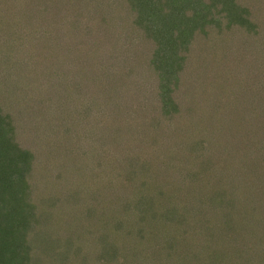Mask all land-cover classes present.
<instances>
[{
	"label": "trees",
	"instance_id": "1",
	"mask_svg": "<svg viewBox=\"0 0 264 264\" xmlns=\"http://www.w3.org/2000/svg\"><path fill=\"white\" fill-rule=\"evenodd\" d=\"M193 1L0 0V97L6 99H0V264H43L38 260L45 259L46 254L57 259L63 253L71 257L67 256L70 264H94L91 260L100 261L99 264H136L139 256L145 257L143 264H190L193 252L187 248L195 245L197 237L208 238L203 236L206 232L212 238L198 250L201 257L206 254L202 262L195 255L198 264H264V164L260 165L264 142L252 138L257 143L250 140L248 144L253 145L250 153L241 155L244 147L231 139L242 124L252 125L250 118L260 115L261 111L255 108L263 99L256 87L264 86V79L259 86L249 83L246 87L244 78L229 82L220 77L225 71L213 61L217 35L207 42L211 34L207 29L220 20L210 14L205 0ZM115 5L123 7L118 14ZM228 6L221 5L226 13L222 22L227 20L228 24L241 26L243 16L232 14ZM92 12L101 23L88 20V28L107 24L106 29L113 32L108 42L103 40L94 45V41L86 40L92 50L87 57L95 66L90 69L93 75L77 83L86 87L81 85L80 90L76 88L69 93L71 100L64 102L65 107L53 100L43 102L41 89L35 98L36 85L44 82L36 79L45 73H71L76 79L73 71L78 60L72 61V50L67 47L74 49L77 42L85 41V32L76 31V18L92 17ZM56 19H63V26L55 28L60 24ZM201 46L206 47L204 51ZM203 52L210 53L206 60ZM195 54L200 69L198 76H193L195 82L187 85L190 90L185 91L180 88L182 71L187 57L194 59ZM54 57L65 64L49 68L48 59ZM100 57H106V69L115 63L119 69L102 79L105 63ZM236 57L228 58L230 65L236 63ZM110 59L112 63H107ZM67 60L72 61L70 67L66 66ZM204 61L210 62L203 66ZM130 76L132 83L141 82L139 87L143 85L149 92L138 88L128 101L121 90L123 86L127 88ZM236 76L240 77L239 73ZM92 77L97 80L95 86ZM71 84L62 78L48 81L43 88L50 89L48 97L53 99L56 93L60 94L56 85L67 90ZM191 89H195L193 95L199 96L183 102L177 99L179 94H190ZM95 93L103 101L93 100ZM228 95L239 96V100ZM134 97L137 103L132 101ZM242 97L244 100H240ZM58 104L60 108L56 107ZM29 112L33 113L32 123L26 122ZM83 122L101 125L102 131L97 139L96 135L87 134L83 141L88 144L87 149L84 144L76 154H66L72 157L69 162L74 156L88 160H73L74 170L79 172H71V178L83 173L84 180L92 181L94 174V178H100V173H105L101 167L94 170L90 165L96 155V141L112 130L111 138L117 140L116 144L140 148L137 154L142 166L146 165L140 169L154 177L153 171L156 172L160 180L158 189H142V194L132 195L127 192L120 203L117 201L120 195H115L114 203L99 208L94 199L97 189L91 188L90 182L82 181L79 187L91 189L89 197L82 198L90 200L78 204H68L64 198L60 203L56 201L51 189L59 190L62 183L55 179L36 189L43 181L42 175L33 171L35 156L27 146L22 147L19 138L35 132L34 135L46 140L47 146L60 139H67L72 145L73 131L76 126H83ZM233 122H240L238 128L233 127ZM259 126L264 127L263 122ZM135 128L137 134L131 133ZM148 145L154 146L148 151L152 155L143 160ZM60 175L59 172L56 176ZM107 177L99 179V184ZM107 181L105 185L110 187L124 186L119 181ZM80 195L77 191L76 196ZM93 201L96 208L94 204L91 206ZM37 202L45 204V209L40 210V220L30 221L37 215ZM55 209L63 214V219L58 215L56 220ZM68 209L74 214L72 217H81L77 224L67 221L72 215ZM113 209L115 212H110ZM49 210L52 219L46 222ZM215 228L220 235H213ZM112 231L132 235L141 246L139 252L117 247ZM158 238L162 242L156 245ZM214 249L219 251L212 256ZM124 252L128 254L124 256Z\"/></svg>",
	"mask_w": 264,
	"mask_h": 264
},
{
	"label": "rangeland",
	"instance_id": "2",
	"mask_svg": "<svg viewBox=\"0 0 264 264\" xmlns=\"http://www.w3.org/2000/svg\"><path fill=\"white\" fill-rule=\"evenodd\" d=\"M119 1L120 0H117V2H119ZM190 2L195 3L193 0H190ZM204 3H206L210 6L209 7L210 14L215 15L217 17L216 20H220V22L217 23L216 25L212 23L210 28L207 29V30L211 31V32L209 31L211 34H209V36H207V42L210 41V39L213 37V35H215L214 39L217 35V37L214 41L215 46L213 45L214 46L213 49H214V52H216V55L215 54H212V55H215L213 61L215 62L216 67L220 68V69L222 67V69H224V71H225V72H222L220 74V77L225 79V80L229 79V82L234 81V80L242 81V78H244L246 80V85H245L246 87H249V83H251L254 86L255 85L259 86L260 83H262V80L264 79V0H213V1L211 0V3L209 0H205ZM216 3H218V4H216ZM230 3H231V5H230ZM82 4H85V3H82ZM228 4H229L228 7H230V10H232L231 11L232 14H235L237 12L236 13L237 16H243L241 26H237L236 25L237 23L228 24L227 20H224V22H222L223 21L222 18L224 17V15L226 13H225V11L221 10L222 9L221 5H228ZM114 8L116 9V11H115L116 14H118L120 12V10L123 9V7L118 8L117 5H115ZM240 8H241V11H237ZM220 10H221V12H220ZM92 13H94V12H92ZM111 17H113V15H111ZM76 19H77V23L75 24V25H77L76 31L77 32L80 31V33L85 32V35H86L85 41L83 43L77 42L75 44L76 47L74 46V49H72L71 47H67L68 49L72 50V61L75 62L78 60L77 64L74 66V71H73L74 74L76 75V79L74 77H72L73 75L71 73H68L66 75H62V74L58 75V74L52 73V72L45 73V74L43 73L44 75L37 77L36 81H44V82H40L36 85L38 87V89L35 88L33 91V94H34L35 98H38V93L41 89V92H43V93H40L39 95H40V98L43 102H50L53 100L56 103H60V104L63 103V105H64L65 101H68V99L71 100V97H69V93H71L72 91L75 92L76 88H78V90H80L81 85H82V87H86V85H84V84L79 85L77 83H82L83 80H86V79H88V77L90 75H93V71L90 69H94V67H95V66H92V65H94V63L90 64L92 59H89L90 57L89 58L87 57L88 54L91 55V51H92L86 45V43L88 42V41H86L87 38L90 41H92V43L94 41V45H97L100 42H102L103 40L108 42L110 40V38L112 37L111 33L113 31L106 29L107 24H103L101 26H96V27H89V28L87 27L88 20H94V21L97 20L98 21V16H96V13H94V15L92 17H90V15H89V17H88V15L87 16L82 15ZM56 21L59 22L60 24L56 25L55 28H57L59 26H63V23H62V21H64L63 19H56ZM66 22L68 24V21H66ZM99 23H101V22H99ZM249 25H251V26H249ZM77 27H80V29ZM65 28H67V26H65ZM68 30H70V29H68ZM62 31H63V28H62ZM64 31H66V30H64ZM99 34L102 37H100ZM84 45H85V47H83ZM113 45H116V43H114ZM77 46L79 47V49L77 48ZM80 48H81V50H80ZM205 48L206 47L201 46V51H204ZM210 49H211V47H210ZM205 52H209V51L206 50ZM217 54L223 55V57L217 56ZM209 55H210V53L205 54L203 52V57H205V60L209 57ZM235 56H237L236 57V63L230 65L231 63L228 62V58H232V57L235 58ZM86 58H88V59H86ZM100 58H102L101 61H103L104 63L106 62L105 61L106 57H100ZM210 58H211V56H210ZM96 60H100V59H96ZM72 61L67 60L68 63H66V66L70 67L71 64H69V63ZM186 62H187V64L185 65L184 71H182L183 75L181 74L182 76H181V87L180 88H183L185 91H189L190 87L188 89L187 85L189 83H191L192 81H193V83L195 82L193 79V76L194 75L198 76L200 65H199L198 56H196V54L194 55V59L187 57ZM208 62H210V61H204L203 66L207 65ZM107 63H112V59L107 60ZM63 64H65L64 61L58 60L55 57L48 59L49 68H51V67L61 68V65H63ZM116 64H118V63H115L114 65H109L113 69L112 68L106 69L105 68L106 63L104 64V71L102 74V76H103L102 79L106 78L109 74H111V73L115 72L117 69H119V67ZM100 66H101V64H100ZM189 66H190V68H189ZM191 68H193V70ZM221 71H223V70H221ZM238 73H239L240 77L236 76V74H238ZM95 74L96 73H94V75ZM70 77H72V79ZM62 78H65V80L66 79L69 80L72 83L71 84L72 86H70V88L66 90L64 86H61V85L57 86L56 85L57 88L58 87L60 88V89H58V92H60V94L56 93L55 97L53 99H50L48 97V93L50 92V89H48L47 87L45 89V88H43V86L45 87L48 84V81L52 82V80H55V79L61 80ZM131 78L132 77L130 76L128 78V81L126 82L127 88H125L123 86V90H121V93H123L124 97L126 99L128 97V101L131 98V96L133 97V95L131 93H134V94L137 93L136 89H138V88H141V90L147 89V88L143 87V85L139 87V84L141 82L139 84L137 82L132 83ZM231 79H233V80H231ZM61 82L62 81H60V83ZM91 82H92L93 86H95L97 83V80L94 81V79L92 77ZM256 88H258V95L261 94L260 98L263 99V101L261 102L262 104H259L255 108L257 111H261L260 115L256 114L255 118H254V116H252L250 118L252 125H249V123H247V121L245 120L247 125L242 124V126L238 130H236V132L234 134V138H231L233 140H236L237 144L239 143V145L244 147L245 150L243 152H240L241 155L245 154L247 151L250 153L253 145L250 146L248 143L250 140H255L252 138H256L257 141L264 142V127L259 126L262 122H263V126H264V114H262V110H264V86L256 87ZM194 90L195 89H191L190 94H186V95L179 94L180 96L178 95L179 97L177 96L178 97L177 99L179 101L183 102L182 101L183 99L191 100V97L192 98L198 97L199 95L198 96L193 95ZM82 91H83V88H82ZM147 91L149 92V89H147ZM96 92H99V91L96 90ZM98 94L95 93V98L93 100H95L97 102L103 101V100H101V97L97 98ZM149 95H150V93H149ZM228 96L231 98H234L235 100H239V96H234V95H228ZM0 99L6 100L5 98H2V97H0ZM134 99H135V97H134ZM134 99H132V101L136 102V99L135 100ZM36 100L39 101V99H36ZM240 100H244V98L242 97V98H240ZM8 103H9V101H8ZM121 103L122 104L124 103L123 100H121ZM10 104H12V101ZM60 104L56 105V107L60 108L61 107ZM88 104L92 105L91 103H88ZM129 104H130V102H129ZM68 106H70L69 102H67V104H66V107H68ZM64 107H65V105H64ZM90 109L92 110L91 107H90ZM141 112L143 113V111H141ZM32 114L33 113H31V112L28 113V119L26 120V122L30 121V123H32V119H33ZM145 115L148 117V113L145 112ZM248 117H250V116L248 115ZM250 119H248V120H250ZM152 122H154V121H152ZM30 123H28V124H30ZM239 123L240 122H233V127L236 126L238 128ZM118 125L120 126V124H118ZM103 129L105 131H107L104 127H103ZM136 130H137L136 128L133 129V131L131 133L137 134ZM100 131H102L101 125L92 126V124L89 122L88 123L83 122V126H81V127L76 126V129L73 131L75 137L71 138V141H73V143H74L72 145L70 144L71 146L69 145V142L67 139L66 140H62V139L56 140V141H54V143L52 141L49 144V146H47L46 140L44 138L40 139L39 135L38 136L34 135L35 132L27 133L23 137L19 138V142L22 141L21 142L22 147L26 148V146H27V148L29 150H31L35 156V161H34V165L32 168L33 171H36L38 176L42 175L43 181L41 184L40 183L37 184L39 187H37L36 189H40V186H44L46 181L50 182L51 180L55 179V181L57 180L58 182L62 183V185H61L62 187L59 188V190L51 189L54 191L52 193V196L56 197V199H57L56 201L58 203H60L62 201V199L64 198V202H66L68 204H71V203L72 204L73 203L78 204V203H81L83 201H86V200L89 201L90 200V199H82V198L85 195L86 196L90 195V193L92 192V191H90L91 189H79V187L82 184V181L84 183L90 182L91 188L93 187V188L97 189L96 193L94 194V199H95V202L99 203V205L97 206L98 208L103 206V204L106 205L108 203H110V204L114 203L115 195H120V198L116 197L117 201H119V203H120V202H124V197L127 196V192L130 193L129 195H132L133 192H135L136 194H142L143 193L142 189H158V187H159L158 184H159L160 180L157 177L156 172L153 171V173L156 177L155 178L152 174L147 175L148 171L140 169L141 167L146 166L145 164L142 166V164H141L142 160L139 159L141 156H140V154H137L138 152H140V148L135 146V145H132V144H130V148L127 147L128 145L124 146L125 145L124 143L116 144L117 140L111 138V134L113 133L112 130H110V132L107 131L108 134L106 133L107 134L106 137L101 139V141L98 139L99 143H98V140L96 141V146H97L96 155H95V158L92 159L93 161H91V165H90V167H94V170H96L98 167H101L100 170H104L105 173H103V172L100 173V175H99L100 178L99 177L94 178L95 177V174H94L92 177V181L84 180L82 177L83 173H81L80 176H78V178H71V176H70L71 172L76 173V174L79 172L77 170H74L75 169V163H73V160H75L77 158H78L77 160H79L80 162H88V160L84 161L83 158L74 156L73 157L74 159L72 160V162H69V159L72 158V157L70 158V156L76 154V151H79V149H81V147L84 144H85L86 149L88 148V146H87L88 144L83 143V141H84L85 137H87L88 133H90V135H96L95 139H97V134L100 133ZM141 132L146 133V131H141ZM255 132H257V133H255ZM254 135H256V137H254ZM78 139H80L79 142H78ZM126 140L129 141V139H126ZM257 141L255 140L254 143L256 144ZM129 143L130 142H128L127 144H129ZM153 148H154V146L152 147V145L147 146V153L143 152V154H144V157L142 158L143 160L151 158L152 153H149V152H151L150 149H153ZM117 150H118V152H116ZM66 154L70 155L69 158L67 157ZM127 160L129 161L128 162L129 167L126 166ZM263 164H264V156H262L260 158V165H263ZM59 172L61 173V175L59 177H57L56 175ZM127 173H130V176ZM105 175H106V177L108 176L107 179H105L106 181H103L99 184V179L104 178ZM136 175H137V178H135ZM50 176H51V178H50ZM114 177H116V178L114 179ZM167 178H168V180H170V177H167ZM107 180H109L110 182H112L114 180V182L119 181V183H123L124 186H122V185H120V186H122L124 189H121V187L119 185H116V184L112 185V187L105 185L106 183H108ZM103 186H105V187H103ZM80 190H83V191L81 192ZM77 191H78V194L81 193L80 196H76ZM121 192H124L123 198L121 197ZM38 194H39V192L36 191V196ZM104 197H107V199H105ZM118 199H120V200H118ZM109 201H111V202H109ZM40 204L41 203H39V202L36 203L35 213L37 215H34L35 218L30 220V221L40 220V217H41L40 210L45 209V204H42V205H40ZM93 204H94V201L91 204V206ZM95 205L96 204H94L93 208H96ZM112 207L116 208L115 204H113ZM59 210H61L63 212L62 209H59ZM68 212L71 213L72 215L70 216V219H67V221L71 224L75 223V222L77 224V222L79 221L78 219L81 217H79L77 215V218L75 216H74L75 217L74 218V217H72L74 214L69 209H68ZM110 212L113 213V212H115V210L113 209ZM58 215H60L61 219L64 218L63 214L59 213L55 209L54 210L55 218ZM49 219H52V212H50V210H49L48 218L45 217L44 220L46 222H48ZM56 220H57V218H56ZM82 224H83V222L79 223L80 226ZM213 232H214V234H213L214 236H216V234H219V235L221 234V232L217 231V228H215ZM112 233H114L116 235L115 236V238H116L115 243H116L117 247H119L120 249L123 248L124 251L127 250L128 252H133L134 249L135 250L137 249V251L139 252L138 248H141V246L138 244V242L136 240L133 239L132 235H130L129 233L125 234L127 232H121V231H115V232L112 231ZM95 234L96 233H94L93 235H95ZM150 235L154 236L153 233H150ZM204 235L208 236V238L203 239L201 237H199V238L197 237L196 239H198V240L196 241L195 245L194 246L191 245L187 248L188 252H191V251L193 252L192 256L190 257V264L191 263L192 264H198L196 262L195 255H198L199 262H200V260L202 262V259H203L202 257H204L206 255V254H204L201 257L198 253V250L201 247V245L203 243H205L207 239H211L212 236H210V233H207V232L204 233L203 236ZM164 236L167 237L168 235L164 234ZM152 238H155V237H152ZM160 242H162V240H160L159 238L157 239V241H155V243H157L156 245H158ZM137 244H138V247H137ZM214 250L215 251L214 252L212 251V253L210 255L214 256L219 251L218 249H214ZM100 251H101V248H100ZM128 252H124V256H125V254H128ZM46 255H48L49 257L45 256V259H40L38 261L40 263H43V264H70V260H69V262H67V259L69 257L68 253H63L57 259H55L50 254H46ZM69 258L71 259V257H69ZM109 259H110V257H109ZM138 259H139V261H137L136 264L145 263V257L144 256H142V257L139 256ZM211 259H214V257ZM96 261L97 260H91L90 262H92L94 264L95 263L99 264L100 261H98V262H96ZM127 262H128V260H127ZM29 264H31V262Z\"/></svg>",
	"mask_w": 264,
	"mask_h": 264
}]
</instances>
